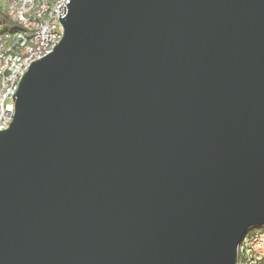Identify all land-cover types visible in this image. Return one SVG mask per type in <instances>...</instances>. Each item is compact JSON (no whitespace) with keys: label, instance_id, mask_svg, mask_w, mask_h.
Segmentation results:
<instances>
[{"label":"water","instance_id":"obj_1","mask_svg":"<svg viewBox=\"0 0 264 264\" xmlns=\"http://www.w3.org/2000/svg\"><path fill=\"white\" fill-rule=\"evenodd\" d=\"M0 131V264H236L264 227V0H71Z\"/></svg>","mask_w":264,"mask_h":264},{"label":"bare ground","instance_id":"obj_2","mask_svg":"<svg viewBox=\"0 0 264 264\" xmlns=\"http://www.w3.org/2000/svg\"><path fill=\"white\" fill-rule=\"evenodd\" d=\"M10 19L20 26L16 32L0 34V106H4L7 98L13 95L11 122L15 115V101L19 89V75L24 71V62L28 60L34 43V34L47 31L61 9H69L71 0H1ZM64 12L62 18L67 15ZM31 14V19L29 18ZM64 28L58 31V40L63 36ZM10 34H19L14 40ZM41 58H32L25 65V72L32 62ZM7 128H1L5 130ZM264 229L247 233L237 246L236 264H264L263 256L252 253V239L262 238Z\"/></svg>","mask_w":264,"mask_h":264},{"label":"built area","instance_id":"obj_3","mask_svg":"<svg viewBox=\"0 0 264 264\" xmlns=\"http://www.w3.org/2000/svg\"><path fill=\"white\" fill-rule=\"evenodd\" d=\"M64 12H68V9H61L57 13L56 20L51 22L47 31H40V33L34 34L33 49L31 53L28 54V60L24 62V71L21 72V75H19V79L17 80H21L22 76L24 75L27 61L31 60L32 58H43L44 56L50 54L59 44L61 40H58V31L60 28H63L61 19ZM28 19L32 20L31 14H29ZM10 37L13 38V41L20 39L19 34H10ZM12 100L13 95H10L5 102V105L0 106V129L8 128L10 126L11 116L13 114ZM252 241V253L258 254V256H263L264 258V236L262 238L252 239Z\"/></svg>","mask_w":264,"mask_h":264},{"label":"trees","instance_id":"obj_4","mask_svg":"<svg viewBox=\"0 0 264 264\" xmlns=\"http://www.w3.org/2000/svg\"><path fill=\"white\" fill-rule=\"evenodd\" d=\"M20 30V26L13 22L9 15L7 14L6 10L0 5V34L5 32H16ZM259 229H264V227H252L249 228L248 233H254L259 231Z\"/></svg>","mask_w":264,"mask_h":264},{"label":"rangeland","instance_id":"obj_5","mask_svg":"<svg viewBox=\"0 0 264 264\" xmlns=\"http://www.w3.org/2000/svg\"><path fill=\"white\" fill-rule=\"evenodd\" d=\"M0 5H2V7L4 8V5H3V3L1 2V0H0Z\"/></svg>","mask_w":264,"mask_h":264}]
</instances>
